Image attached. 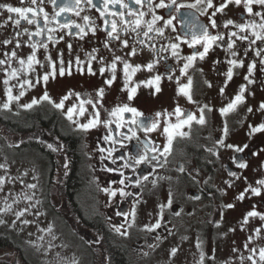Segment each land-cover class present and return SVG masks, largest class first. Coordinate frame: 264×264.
<instances>
[{"label":"flooded vegetation","instance_id":"obj_1","mask_svg":"<svg viewBox=\"0 0 264 264\" xmlns=\"http://www.w3.org/2000/svg\"><path fill=\"white\" fill-rule=\"evenodd\" d=\"M122 2L129 4L137 12H145L144 20L152 19V12L149 11L147 3L137 5L132 3V0ZM164 2L169 4V7L156 8L154 6L159 4L160 0H152L155 15L163 17L155 26L164 28V34L159 36L151 32L149 36L152 39H148L143 36V31L146 30L143 25L138 30L140 35L137 37L131 28L127 32L122 30L128 26L119 15H109L110 12H123L125 20H134L135 16H129L128 9L122 8L120 4L110 3L108 11L102 17L104 7L101 0H93L96 7L84 3V0H81L78 6L75 0H57L55 4L52 0H37L35 5L31 4L30 0H0V4H10L13 7L43 9L31 24L18 14L8 13L5 9L2 10L1 19L3 41H10L8 44L3 43V52L8 53L16 46L23 54L28 55L33 53L31 45H37L35 55L38 63H34V68L38 71L36 76L39 83L36 82L34 98L39 99L47 92L53 101L59 103L69 91L80 93L79 97L69 96L64 101L65 107L62 110L56 109L48 101H40L31 109L22 108L16 112L14 118L6 116L0 121V129L12 128L11 119H18L15 122L18 132L16 147H28L46 163L49 194V197L46 195L44 198L46 205L63 217L72 231L86 244L91 257L98 256L97 264H113L117 254H121L124 264H148L152 257L159 255L163 246L172 244L178 237L187 240L188 248L182 252L187 256V252L192 253L196 257V263L199 264L200 253L203 252V264H215L221 240L218 236L224 226L239 227L242 232L240 235L246 237L245 241L249 243L250 249L255 246L257 250L258 246L259 251L264 247V220H261L260 216L248 217L245 223L249 211L255 210L264 214V187L261 188L259 196L251 191L245 192L249 185L258 187L256 182L264 179V131H251L252 127L264 123V111L259 110L260 103L264 102V65L259 63L264 59V53L261 57L255 56L257 49H264V43L256 41L254 45L249 46V41H243L239 36L248 35L250 40L255 39L251 30L240 32L236 27L237 24L251 21L259 24L261 19L254 13L264 12V7L254 4L253 14H249L243 0L240 5L229 3L222 12L213 17L217 27L212 28L209 17L215 7H219L224 0H213L214 7L208 9L205 14L187 7L177 11L171 6L170 0ZM177 3L191 4L195 3V0H177ZM65 4L68 9L60 12V7ZM198 7L203 9L205 5ZM57 12H60L59 16L56 15ZM45 13L48 17L46 28ZM27 15L32 18L31 13ZM9 16L12 19H9ZM85 16L89 17L88 21L83 19ZM169 18H172V26L165 27L164 20ZM16 19L21 21L18 26L14 23ZM105 19L116 20L118 29L114 35L118 34L119 39L107 35L110 25H105ZM229 19L234 23L225 27ZM35 21L44 29L39 36L34 35L38 31ZM189 23L203 24L212 35L220 34L224 39L214 44L203 60L198 58L187 75H181L179 69L183 67L182 58L196 49L203 50L200 45L190 48L188 43L184 42L191 41L193 29L189 27ZM64 24H68V27H61ZM77 24L85 29L86 35L79 33L75 28ZM92 27L95 32L91 30ZM232 32H237L238 35L231 36ZM49 36L53 39L49 40ZM178 36L182 39L177 40ZM123 40L128 41L127 47L121 43ZM140 40H143L144 44L139 43ZM229 40L235 41L233 51L238 52L237 57H232L227 49ZM42 43L47 44V48L41 46ZM171 43L179 44L178 57L172 56L171 49L168 48ZM69 44L71 48L68 47ZM133 47L136 54L130 55ZM162 48L168 50L161 51ZM93 49L96 51L93 52ZM245 49H248L247 56L244 55ZM91 56L95 59L90 60ZM115 56H120L121 60L116 61V78L113 84L107 85L105 80L113 75L111 64ZM47 57L51 58V63ZM77 57L79 64L76 63ZM241 58L245 61L244 67H234L233 78L225 86V73L230 66L227 61ZM61 59L64 62V75L59 73ZM253 60L256 61V68L250 78L255 83L247 84L244 76L247 74V65ZM40 61H43L42 67ZM70 61L71 74H68ZM156 61L158 63H155ZM125 62L133 67L138 64L142 66L135 73L129 70L127 88L123 67ZM149 62H154L152 70L144 67ZM52 63L55 64V69ZM101 67L105 68L103 74L100 72ZM53 71L55 75H50L45 82L43 75ZM158 74L162 76L159 82L141 83L153 79ZM169 76L172 78L169 79ZM188 76L192 77V101L178 93L179 86L188 82ZM209 83L211 87L208 86ZM241 84H246L245 101L238 104L234 110L221 115L219 110L231 102L239 92ZM156 87H159V92ZM221 87H224L223 94ZM99 88L104 89L102 99L96 95ZM131 88L136 91L129 100ZM88 99L96 103V108L86 103L85 113L82 116L74 113L73 119L87 123L98 110L101 121H110L109 124L101 123L82 131L67 119L65 113L69 107L76 105L78 112L80 101ZM124 104L137 109L142 115L134 117L132 113L127 112L123 113L122 117L109 115L113 108ZM177 105L182 110L181 119H185L188 113L198 119L200 109L207 105L208 108L204 111L205 124L201 125L193 120L190 126H183L181 130L187 132L188 136L175 137L171 154L164 167L154 168L155 162L142 163L136 166L135 171L123 167L125 160L143 152V142H150L152 147L163 150L166 143L165 135L162 134L163 128L178 122L174 112ZM248 108H252V111L249 112ZM158 112L161 113L159 117L156 116ZM132 119L137 123L126 122ZM157 121L159 124L156 130L147 134L138 126L141 122L150 126ZM118 122L120 127H117ZM225 124L228 128L226 136L223 132ZM129 129L136 133L132 139L126 138L131 136ZM109 135L113 139L105 140ZM218 139H223L224 145L218 144ZM72 140L74 151L71 148ZM48 144H52L53 148H48ZM227 144L241 148L247 145V148L237 152L235 148L226 147ZM208 149L214 151L210 152ZM109 150H112L111 154ZM148 155L153 153L149 151ZM122 156L125 160L120 159ZM239 163H246L247 167L240 168ZM180 165L184 166L185 172L178 171ZM150 172L152 175L147 181H141L140 185L135 184L136 179ZM230 172L236 173V176L229 175ZM161 177L163 179H160ZM121 179H125L124 184L119 183ZM153 179L157 180L155 185L152 184ZM105 187L110 190L123 188L129 195L121 196L117 192V195L112 197L102 191ZM170 192L173 200L171 208H164L160 227L149 231L144 226H151L160 219L159 206L167 204ZM242 192L244 199L241 200L238 197ZM228 204L234 207H226ZM133 208L136 213L134 223L131 217ZM181 209L183 211L180 216L173 215ZM117 212L129 215H117ZM113 225H123L121 231H127L128 235L115 232ZM256 229H260L259 234ZM198 244L200 247H197ZM6 246L7 248L0 247V264H28L23 261L22 251L17 245L10 242Z\"/></svg>","mask_w":264,"mask_h":264},{"label":"snow or ice","instance_id":"obj_2","mask_svg":"<svg viewBox=\"0 0 264 264\" xmlns=\"http://www.w3.org/2000/svg\"><path fill=\"white\" fill-rule=\"evenodd\" d=\"M23 2V0H22ZM57 2V0H52V3L55 4ZM235 3L236 5H240L242 3V0H224L223 3H221L219 5V7H215V10L212 12V15L209 17V21L211 24L212 28H216L217 27V23L216 20L213 19V17L218 13V12H222L229 3ZM30 3L35 5L37 3V0H30ZM81 3V0H75V4L78 6ZM84 3L91 5L92 7H96V5L93 3V0H84ZM101 3L103 4L104 7V11L101 12V16L103 17L105 12L108 11V5L110 3L113 4H120L122 8H127L128 9V15L129 16H135L134 20H125L124 19V13L120 12V13H109V15H119L121 20L123 21V23L125 25H127L128 27L123 28L122 30L127 32L129 28H131L132 32H135L137 34V37H139L140 35V31H138L139 29H141L142 25L146 28V30L143 31V36L147 37L148 39H152V37L149 36V33L151 32H155L156 34H158L159 36H163L164 34V28L162 27H156L155 25L157 24V21L163 20V17L155 15L154 12V8L152 6V0H132V3L137 4V5H143L144 3H147L149 5V11L152 12V19L151 20H144V16L146 15L145 12L143 11H139L137 12L136 10L132 9L130 7L129 4H124L122 2V0H101ZM170 4L171 6H174L176 8L177 11H179L181 8L187 7V8H193L196 9L197 11H200L201 14H205L207 12L208 9L213 8V0H195V3H191V4H178L177 0H170ZM205 5V7L203 9H200L198 6L199 5ZM243 4L244 7L246 9V11L249 14H253V7L252 5L254 4H258L261 5L262 7H264V0H243ZM154 7L156 8H164V7H169V4H165L164 0H160L159 4H156ZM0 8L5 9L8 13H15L18 14L19 17L27 20V22L29 24L34 22L35 17L38 15V12H42L43 9H37V8H33V7H13L10 4H0ZM68 9L67 4L63 5L60 7V12H64ZM60 12H57L56 15L59 16ZM28 13L32 14V18L28 17ZM77 15H79V12L76 13ZM255 16L260 17L261 22L259 24H257L255 21H251L249 23H244V24H237L236 27L240 30V32H244L247 30H251V35L253 37H255V39L250 40L248 35H241L239 36V39L243 40V41H249V46L254 45L256 43V41H261L262 43H264V12H255L254 13ZM9 19H12L11 16H9ZM53 19H55V17H53ZM83 19L85 21L89 20V17L85 16L83 17ZM44 21H45V28L47 27L48 24V17H47V13L44 14ZM20 19H16L14 21V23L18 26L20 24ZM37 23V28L38 31L36 33H34V35H41V33L43 32L44 29L40 28L39 22L35 21ZM58 22V21H57ZM7 23V21L5 22ZM105 25H110V31H108L107 35L113 39H119V35H114V33H117V29H118V25L116 20H108L105 19L104 20ZM234 23V21H232L231 19L227 20L225 23V27H227L228 25H232ZM164 25L165 27L168 26H172V18H169L168 20H164ZM61 27H68V24H64L61 25ZM189 27L191 29H193L192 33H191V41H187L185 40L184 42L188 43V46L190 48H194L195 45H200L202 47V51L199 49L194 50L190 55L183 57L182 59L184 60L183 63V67H181L179 69L181 75H187L188 70L193 67L194 62L199 58L200 60H203L205 58V56L208 54L210 48H212V46L214 44H216L217 42L223 41L224 37L220 34L217 35H212L209 32V29L207 26L203 25V24H195V23H189ZM75 28L79 30L80 34H84L86 35L87 33L85 32V29L80 27V25H75ZM257 29H260V31H257ZM91 30L93 32H95V28L92 27ZM27 31V30H25ZM49 31H52V29H49ZM17 35H20L19 33H17ZM237 32H232L231 36H237ZM49 40H52L53 37L49 36L48 37ZM62 39V38H61ZM177 40H181V37H176ZM4 44H8L10 43L9 40H4L3 41ZM121 43L127 47L128 46V41L127 40H123L121 41ZM139 43L144 44L143 40H140ZM235 41L229 40V42L227 43V49L229 50L230 54L232 57H237L239 54L236 51H233V47H234ZM17 46H19V43H17ZM44 48H47V44H43L42 45ZM107 47V44L105 45ZM31 47L33 48V53L30 54L27 57V64L29 67L32 66V64L38 63V61L36 60V55H35V49L37 47L36 44H32ZM69 48H71V45L69 44L68 46ZM179 44L178 43H171L170 45H168V48L171 49V53L173 57H178L179 56ZM168 48H162L161 51H167ZM96 49H93V52H95ZM262 53H264V49H257L255 51V56L256 57H261ZM136 54V50L133 47L130 55H135ZM248 54V49L244 50V55L247 56ZM13 57L16 56L15 52H12L11 54ZM47 59L50 61L51 63V58L47 57ZM91 59H95L94 56L90 57ZM103 59V58H101ZM121 57L120 56H115L113 63L111 64V69L113 70V75L110 79L105 80V84L107 85H112L114 80H115V68H116V61H120ZM6 61L4 60H0V65L4 64ZM19 63L23 66L25 64V60L24 59H20ZM76 63L79 64L80 60L79 57L76 58ZM155 63H158V61H156ZM227 63L230 65L227 69V72L225 73L226 76V80H225V86H227V83L229 81L232 80L233 78V68L234 67H244L245 65V61L244 59H229L227 61ZM259 63L261 65H264V59H261L259 61ZM52 67L53 69H55V64L52 63ZM124 74H125V87H128V80L130 79L129 76V70H131L132 73H135L138 69H140L142 66L141 65H136L135 67H133L132 65H130L129 63L125 62L124 65ZM144 67H146L148 70H152L154 67V62H149L146 65H144ZM256 68V61L253 60L251 63H249L247 65V74L244 76V80L247 82V84H252L255 83V81L253 79H251V74L253 72V70ZM89 71L91 72V66H90V61H89ZM202 71V69L200 70ZM100 72L103 74L105 72V68L101 67L100 68ZM5 73H7V69H5ZM60 75H64L65 74V68H64V62L61 59L60 61V70H59ZM68 74H71V61L69 62V67H68ZM11 77H15L17 76V69H12L11 73H10ZM50 75H55V72L53 71L52 73H45L42 77V79L47 82L49 79ZM169 79H171L172 77L169 76ZM162 79L161 75H156L153 79L147 81V82H141V83H148V84H152L154 82H159ZM188 82L186 84L180 85L178 88V93L179 94H183L185 95L189 101H192V96L190 94V88L192 85V77L188 76L187 78ZM8 79L4 80V84L7 85L8 84ZM177 82L179 83V78H177ZM25 84H28L29 87L32 86L31 81H24ZM37 83H39V80H37ZM209 87H211V84L209 83L208 85ZM136 89L135 88H131L129 90V96L128 99L131 100L133 94L135 93ZM156 91L159 92L160 89L159 87H156ZM221 94H223L224 92V87H221L220 89ZM246 92V84H241L239 86V92L235 95V97L231 100L230 103L227 104L226 107L221 108L219 111L221 113V115H225L228 112L234 110L238 104H241L245 101V95L244 93ZM6 94H7V101L2 105V107L4 109H8L11 105V103L13 101H18L20 99L21 96H23L25 93L24 91H21L19 93L18 96H14L12 94V91L10 88L6 89ZM75 95L77 97L80 96V93H73L71 91H69L65 96H63L60 99L59 103H56L55 101H53L51 99V97L49 96V94L47 92H45L39 99L33 98L31 100L30 103H26L24 105H22V107L26 108V109H31L34 105L40 103V101H48L50 103L53 104V106L58 109V110H62L65 107L64 101L67 100L69 98V96ZM96 95L99 99H102L104 96V89L103 88H99L96 91ZM91 104L92 107L95 109L96 108V103H94L91 99H88L87 101L85 100H81L80 101V106H79V110L78 112H76V105H73L72 107H69L65 113L67 119L74 123L76 125V127L82 131H87L90 128H94L97 125L104 123L105 125L109 124L110 121H101L100 119V113L99 111H95L92 114V117L87 121V123H80L78 120H74V113L77 115H83L86 111L84 104ZM208 108L207 105H204V107H202L200 109V115L199 118L197 119V117L191 113H188L185 119H181V115H182V110L179 107V105H177V107L175 108L174 112L175 115L177 116V120L178 122L175 124H172L170 126H165L163 128V135H165L166 138V143L163 145V150L161 151L160 148L158 147H152L150 142H143L144 144V150L141 153H137V155L135 157H130L129 160H131L132 162L130 163L129 160H125V157H120L121 160H125V163L123 165V167L125 168H132L133 171H135L136 166L142 164V163H154V168L155 167H164V165L168 162L167 158L168 156L171 154L172 151V143L173 140L175 139L176 136H180V137H186L188 136L187 132L182 131L181 129L183 128V126L185 125H189L191 124V122L193 120H196L199 124L203 125L205 124V116H204V111L205 109ZM211 110V109H209ZM259 110L264 111V102H261L259 105ZM248 111L251 112L252 108H248ZM132 113L133 116H140L142 115L141 113H139L137 111V109L129 107L128 104H124L122 106L118 105L115 108H113L110 112L109 115L112 117H122L123 113ZM161 115V113H156V116L159 117ZM126 122H130L132 124H136L137 121L135 119H132L130 121H126ZM159 122H153L150 126L144 123H140L138 126L141 127L145 134L152 132L154 130H156V128L158 127ZM117 127H120V123H117ZM129 131L131 132V136H126L127 139H132L133 137L136 136L135 131H132V129H129ZM252 132H260V131H264V123L259 124L256 127H252L251 129ZM224 135L226 136L228 133V128L227 125L225 124L224 129H223ZM113 137L111 135L106 136L105 140H112ZM218 144L224 145V141L223 139H218L217 140ZM48 148H53L52 144H48L47 145ZM226 147L228 148H235V150L237 152H242L244 150V148H247V145H244V148H241L239 146H235L232 144H227ZM210 152L214 151V149H208ZM112 150H109V154H111ZM149 151L151 153H153V155L149 156L148 153ZM115 163V161H113ZM5 165L4 164H0V168H4ZM239 167L240 168H246L247 164L246 163H239ZM108 171H118V169H108ZM178 171L183 173L185 172V168L183 165H180L178 167ZM198 171V170H195ZM123 172H121V176H123ZM152 175V173H148L147 175H142L140 176L138 179L135 180V184L136 185H140L141 181H147L149 179V176ZM229 175L231 176H236V173L234 172H230ZM239 178V177H237ZM160 179H163V177H161ZM170 179V178H169ZM194 179V177H193ZM5 180L4 177H0V186H2L4 184ZM120 184H124L125 183V179H121L119 181ZM157 183L156 179L152 180V184L155 185ZM257 185H259L258 187H252L251 185L248 186V188L245 189V192L251 191L252 194L259 196L261 194V188L264 187V179H260L257 182ZM28 187L30 188H35L36 185H29ZM102 191L109 193L110 196L115 197L117 195V192H119V194L121 196H127L129 195V193H126L124 191L123 188H117V189H112L110 190L109 188L105 187L102 189ZM171 192L169 193V199L167 201L166 205H160V219L157 220V222L155 224H152L151 226L149 225H145L144 227L146 229H148L149 231L151 230H155L157 228L160 227V220L163 219V211L165 207L171 208L172 204H173V200L171 198ZM26 199H31V197H25ZM195 199H199V197H194ZM238 199H244V192L240 193ZM38 203V202H37ZM226 207L228 208H232L234 207V205L232 204H228L226 205ZM11 209V204L7 203V199H5V207L4 208H0V212H5V211H9ZM27 209H24L21 212H17L16 216L17 218L21 217L24 215V212H26ZM182 209L181 211H177L174 212L173 215L175 216H180L182 213ZM39 214V213H37ZM117 215H129L128 213H120L117 212ZM135 209L133 208L132 212H131V217H132V221L133 223L135 222ZM255 216H260L261 220H264V214L259 213L255 210L253 211H249L246 214L245 217V223L247 222V218L248 217H255ZM0 223H5V221L0 220ZM15 223V222H13ZM24 224L29 223V221L24 220L23 221ZM123 228V225L117 226V225H113V229L115 232L127 236L128 233L127 231H121V229ZM234 230V229H233ZM41 231H47L48 233L52 232V225H49L48 228L46 230H41ZM257 234H259L260 229H256ZM40 239L42 240L43 237L41 236ZM53 239H55V237H53ZM252 237H249V240H251ZM52 247L51 244H49V249ZM197 247H200V245L198 244ZM248 245L245 244V248H247ZM177 249L173 248L171 249V254L174 255L176 253ZM235 251V249H234ZM252 255H249L247 257L248 260L251 261V264H257L256 259L254 258L255 254H256V249L252 248L249 250ZM205 258V254L203 252L200 253V262L199 264H203ZM241 259H244L243 257H241ZM259 261L261 262V264H264V247H261L259 249ZM75 264V262H74Z\"/></svg>","mask_w":264,"mask_h":264},{"label":"rangeland","instance_id":"obj_3","mask_svg":"<svg viewBox=\"0 0 264 264\" xmlns=\"http://www.w3.org/2000/svg\"><path fill=\"white\" fill-rule=\"evenodd\" d=\"M2 10L0 8V60L6 62L0 65V113L4 118H14L16 112L24 108L22 105L30 103L35 97L38 71L34 68L35 62L31 67L28 66L27 57L30 54H23L19 47H13L8 53L3 52ZM12 52L16 53L15 57L11 55ZM20 59L25 60L23 66L19 63ZM39 64L42 67L43 61ZM12 69H17V76L11 77ZM5 79L9 81L7 85L4 84ZM24 81H31L32 86L29 87ZM7 88L11 89L14 96H18L21 91L25 94L18 101H13L8 109H4L2 105L7 101ZM16 120L11 119L12 122ZM17 133L15 127L0 129V164L5 165L0 168V177L5 180L0 186V208L5 207V199L11 204L9 211L0 212V220L5 221L0 223V235L7 237L0 247L7 248L6 245L13 242L22 251L23 261L28 264H92L93 257L91 258L86 244L72 231L63 217L46 205L44 198L46 195L49 197L46 163L28 147H16ZM33 184L36 185L35 188L28 187ZM24 209H27L24 215L17 218L16 213ZM24 220L29 223L24 224ZM49 225H52L51 233L41 231L46 230ZM240 234L242 232L239 227H223L221 235L218 236L221 240L215 264H251L247 257L252 253L249 246L245 248V244L249 243ZM175 239L172 244L163 246L159 255L152 257L148 264H198L192 253L187 252V256L182 252L188 248L187 240L180 237ZM49 244L52 245L50 249ZM173 248L177 249L174 255L171 254ZM252 248L256 249L255 246ZM254 258L257 264H261L258 246Z\"/></svg>","mask_w":264,"mask_h":264},{"label":"trees","instance_id":"obj_4","mask_svg":"<svg viewBox=\"0 0 264 264\" xmlns=\"http://www.w3.org/2000/svg\"><path fill=\"white\" fill-rule=\"evenodd\" d=\"M4 119V117H3V115H1V113H0V121H2ZM8 126V125H7ZM11 127L12 128H14L15 127V129H16V124H15V122H12V124H11ZM7 129H8V127H7ZM72 144V146H71V148H72V150L74 151V141L72 140V142H71ZM74 153V152H73ZM73 182H74V180H73ZM70 187H71V189H72V186L70 185ZM7 239V237L6 236H3V235H0V244H1V242L2 241H4V240H6ZM9 240V239H8ZM2 245V244H1ZM0 245V246H1ZM92 258V257H91ZM98 257H97V255H94L93 256V263L92 264H97V262H98ZM113 264H124L123 263V260H122V256H121V254H117L116 255V257H115V261L113 262Z\"/></svg>","mask_w":264,"mask_h":264}]
</instances>
